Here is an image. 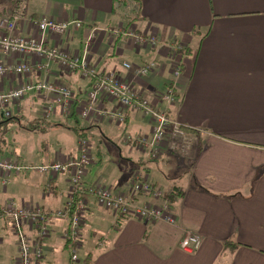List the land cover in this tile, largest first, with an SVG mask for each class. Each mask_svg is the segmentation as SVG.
Segmentation results:
<instances>
[{"label": "crops", "instance_id": "obj_1", "mask_svg": "<svg viewBox=\"0 0 264 264\" xmlns=\"http://www.w3.org/2000/svg\"><path fill=\"white\" fill-rule=\"evenodd\" d=\"M40 16L80 20V28L48 36L47 45L81 53L93 32L88 56L94 69L128 79L152 106L165 108L187 130L185 138H178L177 150L168 146L159 158L150 159L127 140L149 134L148 118L133 109L125 112L121 125L101 117L99 111L117 108L115 100L104 98L82 118L79 111L88 99L90 80L51 65L49 79L69 86L75 95L72 112L64 115L57 108L44 118V100L27 94L10 107L20 125L11 130L7 126L3 134L0 125V157L33 166L66 160L77 155L83 133L92 156L84 188L100 184L112 193H124L138 173L162 190L176 221L116 217L83 189L87 213L78 260L69 261L65 247L68 221L52 218L43 258L36 264H264V0H27V16L17 31L33 34L29 18ZM120 27L156 35L159 47H136L129 37L114 33ZM173 42L185 47L178 56L182 67L174 90L177 101L168 106L160 96L173 79L167 48ZM151 59L157 67L143 77L122 65ZM29 77L36 81L43 73ZM15 85L4 79L0 92ZM67 119H73L74 126ZM69 130L76 142L67 151L58 146L69 142ZM68 189V173L10 174L7 183L0 184V209L10 199L47 211L62 209ZM135 200L159 202L145 194ZM191 231L200 235L201 243L188 253L179 243ZM9 236L14 237V250L6 256ZM17 254L16 238L4 222L0 264H16Z\"/></svg>", "mask_w": 264, "mask_h": 264}, {"label": "built area", "instance_id": "obj_2", "mask_svg": "<svg viewBox=\"0 0 264 264\" xmlns=\"http://www.w3.org/2000/svg\"><path fill=\"white\" fill-rule=\"evenodd\" d=\"M7 4L9 5L6 6ZM7 4L0 5V83L8 79L16 82V85L9 87L5 92H0V119L12 117L11 105H17L29 93L44 100L42 111L44 118H48L57 108L62 114L69 115L76 103L72 89L65 84L51 81L47 76L50 66L56 64L60 69L79 72L82 78L90 80L88 99L79 111L82 118H86L95 110L94 104L97 99L115 100L117 103L115 110L99 111V115L108 116L119 125L123 124L125 112L130 109L148 118L151 124L149 134L127 136V140L133 142L140 150L146 151L150 159L159 158L165 147L170 146L171 150L179 148L178 138H185L181 127L183 125L169 117L165 108L152 106L135 90L128 79L112 73L97 72L91 65L88 43L93 37V32L87 38L81 53H69L58 47L47 45L48 36L60 37L71 27L80 28L82 26L80 20L56 21L47 16L29 18L35 32L31 35H23L17 30L27 16V0H7ZM114 33L129 37L136 47H159L160 40L154 34H138L135 30H124L122 27ZM184 47V44L180 42H173L167 46L173 63L170 68L173 79L161 94L160 99L168 106L174 105L177 101L174 90L182 67L178 56ZM122 65L135 76L143 77L156 69L157 62L151 59L143 64L132 65L129 62H123ZM36 73H43V78L36 81L30 80L29 76ZM26 77L27 79L24 80ZM17 78H23V80L16 81ZM91 159L90 143L86 137L78 139L76 156L45 165L33 167L17 160L0 157L1 185L7 183L10 174L32 170L50 174H69L68 201L62 209L47 211L38 205L22 206L13 199L2 205L0 231L5 222L16 238L18 247L16 264H35L36 260L43 257V240L49 235L47 225L52 218L68 221L63 231V239L71 248L72 260H78L77 251L82 243L81 228L87 213V203L82 196L83 189L95 198L97 205L114 213L139 220L164 221L171 224L176 221V216L171 210L169 201L163 196L162 190L152 186L137 173L129 189L124 193H112L110 188L100 184L84 188L83 180ZM46 188H49L48 184ZM140 194L149 195L159 202L139 204L135 198ZM200 243V235L191 231L185 233L179 246L183 251L191 253L199 248Z\"/></svg>", "mask_w": 264, "mask_h": 264}, {"label": "rangeland", "instance_id": "obj_3", "mask_svg": "<svg viewBox=\"0 0 264 264\" xmlns=\"http://www.w3.org/2000/svg\"><path fill=\"white\" fill-rule=\"evenodd\" d=\"M6 5L7 4V0H0V5ZM1 5V6H2ZM9 4H7L6 6H8ZM24 122V121H23ZM20 123H21V121L20 120H18V119H12V120H9V121H4L3 123H1V129L3 130V132L5 133L7 130V126H8V128L11 130V129H14V128H16L17 126H19L20 125ZM66 123L69 125V126H74V120L73 119H67L66 120ZM66 124V125H67ZM70 132L68 133V136H67V138L69 139L68 141V143H64V142H61L60 141V143L61 144H59V146H58V148L59 147H61L62 149H67V151H69L68 150V147L69 146H71L72 145V143H75L76 142V134L75 133H73L71 130H69ZM57 133H58V131H57ZM75 136H74V135ZM81 137V136H80ZM79 137V138H80ZM84 137V136H83ZM78 138V139H79ZM74 145V144H73ZM54 148V147H53ZM171 148V147H170ZM171 150V149H170ZM68 153H65V154H63V155H67ZM34 166H37V165H34ZM33 166V167H34ZM33 171V170H32ZM137 175L139 176V174L137 173ZM65 198V197H64ZM6 244L8 245V250H7V254H6V256H8L13 250H14V247L12 246V242H14V237L13 236H9L7 239H6ZM9 242V243H8ZM66 255H67V253H65Z\"/></svg>", "mask_w": 264, "mask_h": 264}, {"label": "trees", "instance_id": "obj_4", "mask_svg": "<svg viewBox=\"0 0 264 264\" xmlns=\"http://www.w3.org/2000/svg\"><path fill=\"white\" fill-rule=\"evenodd\" d=\"M116 1V0H115ZM119 2L121 1V0H118ZM13 118L12 117H10V118H7V119H2L1 121H0V125H1V123H3L4 121H9V120H12ZM182 127V130H184V131H186L187 130V128L186 127H184V126H181ZM1 131H2V134L4 133L3 132V130L1 129ZM80 136H84V134L83 133H81V135ZM115 214V216L116 217H127V215H123V214H119V213H114ZM128 217H130V216H128ZM47 228H48V230H49V227H48V225H47ZM65 247H66V249L68 250V252H69V261H71V262H75L74 260H72V258H71V255H72V252H71V248H70V246H69V244L67 243V241H65ZM43 258V257H42ZM41 258V259H42ZM41 259H38V260H36L35 261V264L37 263V261H39V260H41Z\"/></svg>", "mask_w": 264, "mask_h": 264}]
</instances>
